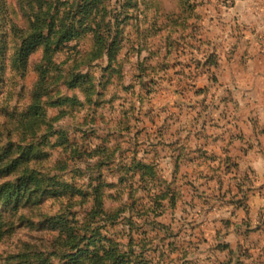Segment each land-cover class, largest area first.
Here are the masks:
<instances>
[{
    "label": "trees",
    "instance_id": "trees-1",
    "mask_svg": "<svg viewBox=\"0 0 264 264\" xmlns=\"http://www.w3.org/2000/svg\"><path fill=\"white\" fill-rule=\"evenodd\" d=\"M137 1L122 0L114 11L112 0H18L23 23L11 17L7 27L0 24V247H4L0 264H153L134 248L135 244L142 248L144 241L136 242L131 235L133 242L124 243L115 236L116 232L124 236L118 230L123 205L109 209L107 201H121L119 189L127 185L129 200L136 203L132 187L142 178L147 201L139 203L141 217L150 211L163 215V210L157 213L159 206L174 209L181 195L176 183L181 179V162L192 159L187 156L191 146L181 147L173 182L167 183L158 165L141 158L140 151L128 155L132 143L125 138L132 133L140 138L143 133L131 123L139 119L133 108L132 112L123 108V115L101 134L55 126L62 117L75 114L77 107L94 101L98 85L94 66L105 60L104 78L118 74L112 66L128 41L125 23L133 15L129 5L136 6ZM82 41L90 46L82 56L58 59L65 51L82 53L77 50ZM36 55L39 58L32 62ZM128 59L127 54L120 65ZM212 60L216 67L214 56L207 64ZM32 72L35 80L27 93ZM22 95L21 101L14 100ZM50 109L56 113L51 115ZM96 137L101 138L98 144ZM196 141L203 144L201 136ZM106 171L118 182L109 180ZM150 181L157 186L153 199L147 187ZM112 186L116 193L109 191ZM251 191L247 185L245 200L237 208L247 207ZM245 242L252 244L246 235ZM216 248L227 251L231 262L237 258L238 264H264L262 256H254L241 243L238 250L227 242Z\"/></svg>",
    "mask_w": 264,
    "mask_h": 264
},
{
    "label": "rangeland",
    "instance_id": "rangeland-1",
    "mask_svg": "<svg viewBox=\"0 0 264 264\" xmlns=\"http://www.w3.org/2000/svg\"><path fill=\"white\" fill-rule=\"evenodd\" d=\"M112 2L116 11L122 0ZM232 4L233 0H138L136 6L129 5L133 15L125 23L128 41L112 66L118 74L104 78L105 60L94 66L92 71L98 76L94 101L55 123L72 132L81 128L101 134L123 115V108L130 112L133 108L139 119L131 123L143 133L140 138L134 133L125 138L124 142L132 143L128 155L140 151L141 158L158 165L167 183L173 182L181 147L190 150L191 146L187 156L192 159L181 162V179L176 181L181 195L174 209L159 206L157 213L163 210V215L150 211L141 217L139 203L147 201L143 199L147 192L142 178L132 187L136 203L129 200L127 185L119 189L121 201H107L109 209L123 205L118 230L124 236L117 232L115 236L124 243L132 240L131 235L136 242L144 241L142 248L138 244L134 248L153 264H238L237 258L229 261L227 251L217 249V243H230L235 250L241 243L249 250L243 235L245 209L236 207L245 200V187L251 184L245 175L246 148L241 146L245 145V91L228 72L233 59H245V51L240 50L245 44V19L230 14L227 8ZM0 5L1 27H7L11 17L23 23L18 0H0ZM89 48V43L82 41L77 49L82 53L65 51L58 59L80 57ZM127 54L128 61L120 65ZM210 56L219 62L216 67L214 60L207 64ZM38 58L34 56L32 62ZM34 80L32 72L26 81L27 93ZM20 87L21 83L14 92ZM79 95L83 97L81 92ZM55 113L56 109H50L51 115ZM199 136L201 146L196 141ZM95 142L100 143L101 138L96 137ZM106 173L109 180L118 182L115 174ZM147 187L155 198V183L150 181ZM116 188L109 187V191L116 193ZM108 229L115 230L112 226ZM258 246L254 242V249Z\"/></svg>",
    "mask_w": 264,
    "mask_h": 264
},
{
    "label": "crops",
    "instance_id": "crops-1",
    "mask_svg": "<svg viewBox=\"0 0 264 264\" xmlns=\"http://www.w3.org/2000/svg\"><path fill=\"white\" fill-rule=\"evenodd\" d=\"M227 9L245 19V44L240 48L245 59L228 64L230 78L245 91V175L252 189L243 213L245 235L252 244L245 247L264 258V236H260L264 233V0H233Z\"/></svg>",
    "mask_w": 264,
    "mask_h": 264
}]
</instances>
